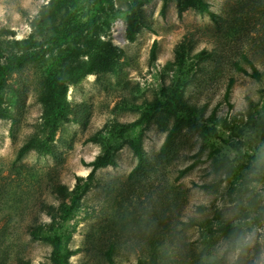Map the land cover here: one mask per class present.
I'll use <instances>...</instances> for the list:
<instances>
[{"label":"rangeland","instance_id":"rangeland-1","mask_svg":"<svg viewBox=\"0 0 264 264\" xmlns=\"http://www.w3.org/2000/svg\"><path fill=\"white\" fill-rule=\"evenodd\" d=\"M49 1L0 0V65L30 49L15 39L34 33L44 42L63 28ZM131 1L110 0L100 13L101 38L120 49L111 69L81 75L86 56L70 49L84 40L48 41L42 60L4 81L0 264H52V243L42 235L62 223L71 251L66 264H264V134L251 128L253 117L264 116V0H205L210 13L188 6L180 15L176 0H166L163 13V0H145L129 40ZM83 4L91 6L90 0ZM244 54L263 73L261 80L235 70L233 61L251 69ZM229 77L230 106L223 97ZM51 78L67 84L68 119L59 123L50 152L32 147L17 158L22 143L45 133L43 98ZM176 83L184 101L202 111V121L213 109L215 122L224 119L218 135L204 138L182 122L161 150L180 119L163 110L122 133L121 124ZM132 139L141 143L139 165ZM103 153L112 163L97 168L76 207L64 214L60 204L71 202L76 177H85L88 163ZM225 222L238 223L240 233L222 234Z\"/></svg>","mask_w":264,"mask_h":264},{"label":"trees","instance_id":"trees-1","mask_svg":"<svg viewBox=\"0 0 264 264\" xmlns=\"http://www.w3.org/2000/svg\"><path fill=\"white\" fill-rule=\"evenodd\" d=\"M83 1L84 0L49 1L53 8V13H56V17H61L60 21L63 28H61L58 33L51 34L44 42L34 38V33H30V35L26 38L15 39L13 41V43L17 45L26 44L30 47V49L12 53L9 55L7 60L0 65V92L9 73L21 69L27 64H33L43 59L47 51V47L44 45L48 41L62 45L70 42L71 40H84L83 47H71L70 49L75 56H86L85 63L81 71H79V74L81 75L95 72L98 69L109 70L112 68V57L118 55L120 49L114 46L110 41L102 39L100 36V13L110 0H90L91 6L88 7L84 6ZM144 1L145 0H132L130 3V7L126 14L125 28V35L129 40L134 39L138 27L140 26V7ZM165 6L166 0H163L160 8L162 13ZM188 6H194L200 11L210 13L208 3L205 0H176L178 15H180ZM82 8H85L84 12H82ZM156 43L157 41L154 39L150 47L151 59L155 58ZM182 50L180 51L178 49L179 58L183 57L184 52ZM203 52L204 51L202 50L201 53ZM244 56L247 58L245 54ZM247 61L250 64V70L242 66L238 61H233L235 70L248 74L256 80H261L263 78V73L259 71L248 58ZM232 84L233 78L229 77L223 94L224 100L228 106L231 105L228 101V96ZM66 92V83L58 81L57 79L53 80L52 78L49 80V84L43 98L45 108L42 118L45 133L41 138H31L22 143L17 150V158L21 157L32 147H36L42 153H48L51 151V143L54 140L59 123L68 119L66 114ZM154 110H163L167 113L179 116L180 118L173 122L167 132L166 138L161 145V150H164L171 143L182 122L197 129L204 138L218 135V124L224 126V119L221 122L214 121L216 120L214 109L210 113L208 121H202V111L184 101L181 86L179 83H176L175 87L171 91H166L165 89L162 90L161 96L156 99V102L152 104L151 108L148 107L144 109L140 116H138L134 121L121 124L120 128H122V133L130 127H137L145 123L151 117ZM251 128L253 130H259L260 134H264V116H260L258 118L253 117ZM130 147L136 155L138 161L137 165H139L143 157L140 140L132 139L130 141ZM108 163H112V159L108 153L100 154L88 163V165L91 166L89 172L85 175V177L77 176L73 189L68 191L71 202L69 204L65 202L60 204L59 209H61L64 214L71 212V210L76 207L77 199L80 197L82 191L89 187L97 168ZM194 164L195 161L189 163L183 168H180L178 170L177 177L184 175L192 166H194ZM81 180H84L82 185ZM60 188L63 189L64 187L60 186ZM68 216L69 215H64L62 217L63 222L67 221ZM54 220L55 217L52 216V221ZM191 222L192 221H185L183 223L189 225ZM218 229L225 235H237L241 231V226L238 223L225 222L222 223L221 227ZM67 235L68 233L64 228V223L56 226V228H53L52 224V227L43 233V238L48 239L53 246L50 258L52 264H66L67 259L71 254V251H69L66 247Z\"/></svg>","mask_w":264,"mask_h":264}]
</instances>
